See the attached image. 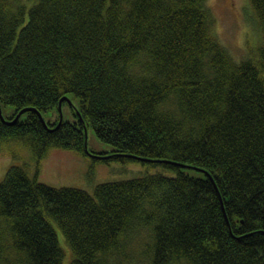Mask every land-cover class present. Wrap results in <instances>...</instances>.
I'll use <instances>...</instances> for the list:
<instances>
[{"label": "trees", "instance_id": "16d2710c", "mask_svg": "<svg viewBox=\"0 0 264 264\" xmlns=\"http://www.w3.org/2000/svg\"><path fill=\"white\" fill-rule=\"evenodd\" d=\"M207 2L0 0L3 116L34 108L0 116V148L151 169L89 192L12 165L0 264H264V0H245L258 46L239 60ZM89 127L112 149L89 150Z\"/></svg>", "mask_w": 264, "mask_h": 264}, {"label": "rangeland", "instance_id": "374dc122", "mask_svg": "<svg viewBox=\"0 0 264 264\" xmlns=\"http://www.w3.org/2000/svg\"><path fill=\"white\" fill-rule=\"evenodd\" d=\"M35 0H25L27 6H31ZM245 0H208L207 6L214 17V30L222 43L228 48L236 59L248 56V47L255 50L257 41L251 44L250 24L244 15ZM253 53V52H252ZM77 99L73 102L77 104ZM13 111L11 106L2 105V113L6 117ZM57 108L44 114L46 121H54L59 117ZM62 115L65 120L74 119L71 105L65 103L62 107ZM87 147L89 150L101 151L112 149L111 145L101 141L92 127L87 129ZM91 153V151H90ZM28 164L32 175L37 173L40 181L53 186H74L93 192L98 183L113 181L144 174L151 171L148 165L139 161H113L92 162L91 156L84 155L73 149L51 147L45 156L37 164L32 149L21 141L4 143L0 148V182L5 177L7 170L12 165ZM60 238L63 234L59 231ZM69 248V247H68ZM67 255V258H71Z\"/></svg>", "mask_w": 264, "mask_h": 264}, {"label": "water", "instance_id": "95a60500", "mask_svg": "<svg viewBox=\"0 0 264 264\" xmlns=\"http://www.w3.org/2000/svg\"><path fill=\"white\" fill-rule=\"evenodd\" d=\"M31 109H34L33 107H26V108H23L22 110H20L18 113H17V115L14 117V119L13 120H6L5 118H4V116H3V114H2V109H1V106H0V116L3 118V120H6L8 123H15L18 119H19V117H20V115L22 114V113H24V112H26V111H28V110H31ZM38 113L40 114V116L41 117H43L42 116V114L38 111ZM61 118H62V115H61ZM85 131L87 132V129L85 128ZM87 144V143H86Z\"/></svg>", "mask_w": 264, "mask_h": 264}]
</instances>
